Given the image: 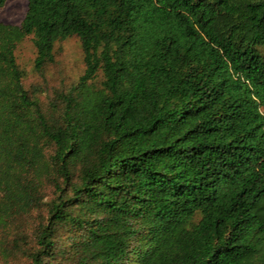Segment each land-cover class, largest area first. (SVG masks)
<instances>
[{"label": "trees", "instance_id": "16d2710c", "mask_svg": "<svg viewBox=\"0 0 264 264\" xmlns=\"http://www.w3.org/2000/svg\"><path fill=\"white\" fill-rule=\"evenodd\" d=\"M70 36L83 71L43 109L15 51L30 37L40 71ZM1 233L28 264H264V0H27L0 22Z\"/></svg>", "mask_w": 264, "mask_h": 264}, {"label": "rangeland", "instance_id": "374dc122", "mask_svg": "<svg viewBox=\"0 0 264 264\" xmlns=\"http://www.w3.org/2000/svg\"><path fill=\"white\" fill-rule=\"evenodd\" d=\"M26 7L27 0H6L0 9V22L18 25L24 16ZM15 55L19 66L25 71L24 85L30 90H37L36 94L43 109L50 107L55 92L67 90L75 83L84 68L82 49L76 36L57 41L54 45V61L45 65L40 71L33 67L35 48L30 37H26L18 45ZM51 193V188L46 186L42 191L43 199L50 198ZM45 209V205L34 208L25 218V226L19 229L29 241L32 240L35 224L43 220ZM9 233L0 234V242H2L0 264H28L25 254L12 249L11 240L7 238Z\"/></svg>", "mask_w": 264, "mask_h": 264}]
</instances>
